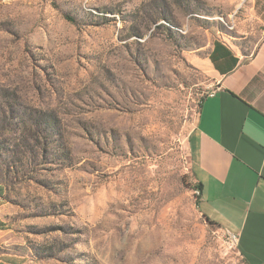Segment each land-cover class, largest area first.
<instances>
[{
  "label": "rangeland",
  "instance_id": "rangeland-1",
  "mask_svg": "<svg viewBox=\"0 0 264 264\" xmlns=\"http://www.w3.org/2000/svg\"><path fill=\"white\" fill-rule=\"evenodd\" d=\"M251 2L0 0V264H248L189 135Z\"/></svg>",
  "mask_w": 264,
  "mask_h": 264
},
{
  "label": "crops",
  "instance_id": "crops-1",
  "mask_svg": "<svg viewBox=\"0 0 264 264\" xmlns=\"http://www.w3.org/2000/svg\"><path fill=\"white\" fill-rule=\"evenodd\" d=\"M240 39L215 40L207 64L216 85L200 102L189 145L199 209L227 233L248 264H264V0H252ZM250 25V27H249Z\"/></svg>",
  "mask_w": 264,
  "mask_h": 264
},
{
  "label": "built area",
  "instance_id": "built-area-1",
  "mask_svg": "<svg viewBox=\"0 0 264 264\" xmlns=\"http://www.w3.org/2000/svg\"><path fill=\"white\" fill-rule=\"evenodd\" d=\"M196 192L198 194H200L199 191H196ZM237 242H238V235L235 233H228V244H229V246L233 247V248H237Z\"/></svg>",
  "mask_w": 264,
  "mask_h": 264
},
{
  "label": "trees",
  "instance_id": "trees-1",
  "mask_svg": "<svg viewBox=\"0 0 264 264\" xmlns=\"http://www.w3.org/2000/svg\"><path fill=\"white\" fill-rule=\"evenodd\" d=\"M201 102V101H200ZM195 189H196V191H199V193H200V189H201V187H200V184L198 183V182H196V184H195ZM206 217V216H205ZM208 220H210L208 217H206Z\"/></svg>",
  "mask_w": 264,
  "mask_h": 264
}]
</instances>
